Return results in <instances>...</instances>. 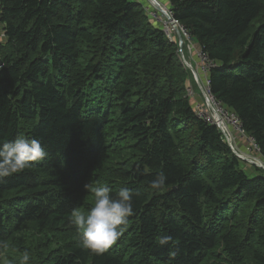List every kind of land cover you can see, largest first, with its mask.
Listing matches in <instances>:
<instances>
[{"label": "trees", "instance_id": "16d2710c", "mask_svg": "<svg viewBox=\"0 0 264 264\" xmlns=\"http://www.w3.org/2000/svg\"><path fill=\"white\" fill-rule=\"evenodd\" d=\"M163 1L212 64L210 94L264 159V0ZM0 23V144L36 138L47 152L0 179V256L13 246L33 264H243L248 254L264 264V176L248 175L218 128L197 117L177 44L141 5L0 0ZM105 83L110 109L119 104L113 120L87 110ZM120 138L127 149L100 184L112 195L130 188L134 214L97 254L70 216L91 206L84 186ZM160 175L164 187L152 190ZM30 232L46 236L35 251L19 240Z\"/></svg>", "mask_w": 264, "mask_h": 264}, {"label": "clouds", "instance_id": "9594fccd", "mask_svg": "<svg viewBox=\"0 0 264 264\" xmlns=\"http://www.w3.org/2000/svg\"><path fill=\"white\" fill-rule=\"evenodd\" d=\"M47 155L42 142L36 138L18 136L15 140L0 144V179L22 172L32 162ZM166 183L163 175L149 185L152 190H161ZM85 190L92 194L91 206L87 210L73 209L70 223L79 234L80 244L93 253H103L120 237L127 224V218L134 214L133 191L122 187L112 195V189L104 184H86ZM171 238H160L166 244ZM30 253L21 254L19 264H29Z\"/></svg>", "mask_w": 264, "mask_h": 264}, {"label": "rangeland", "instance_id": "374dc122", "mask_svg": "<svg viewBox=\"0 0 264 264\" xmlns=\"http://www.w3.org/2000/svg\"><path fill=\"white\" fill-rule=\"evenodd\" d=\"M132 1H136L139 5H141L143 13L146 16L147 20L153 21L154 19L156 22L161 23V25L164 27L163 24H164V21H166L164 19V16L158 13L146 0H132ZM162 4L166 8L164 1L162 2ZM174 37L176 40H178L176 36ZM5 40L6 39L3 33V25L0 23V47H3L5 45ZM185 42L187 46L186 45L183 46L182 54L181 53L179 54V58L183 66L187 69V71L191 75V80H190L191 82H189L188 88H187L188 89L187 96L190 100L193 101V99H196V101L199 102L200 97H202L201 90L198 87L197 83L195 82L191 70L187 66L184 65V61H186L192 64L191 65L192 68H198V66H196V62L199 63V60L198 58L195 59V54L197 53L198 48L196 44L191 45V43H189L187 40H185ZM87 57L88 56H84V53H82V60L80 61V63H82L83 61H86ZM200 80L201 79H199V82ZM109 87H110V84L108 83H105L104 85L100 86V88H102L103 91H100V89L97 90L96 98L94 99L90 98V101H93V102L90 104L89 109L87 110L91 112H100V113H106V114L107 112H109L110 113L109 119L113 120V117H115V115L117 114L119 110V104H116L117 106L110 109L109 103H110L111 95H110V92H108ZM191 92L193 93V96L191 95ZM198 102H195V103H198ZM195 103L193 102V104ZM105 129H104V134H105V139L107 141V144L112 145V143L116 141L118 138L114 136L113 134L114 132L111 130L110 125H107ZM233 131H231L230 133V137H231V148L230 149L242 155L246 153V150H247L246 147L249 146V142L245 138H243L239 133H235L236 131L235 132ZM118 143L120 144L119 150L118 151L111 150L108 153H106V160L103 161L99 165V167L92 173V175L88 179L87 184L88 183L90 184L100 183L101 180L103 179V176L106 175L105 171L108 169L109 163H115L116 161L118 162L119 155L125 153L127 149L126 148L127 146H125L126 143L121 138L118 140ZM250 154L251 155H248L246 158L248 159V161L250 160L252 162L243 161L244 163H242L241 165L242 168L245 170V172L248 175H253L255 172V174L257 175L264 176V159L263 158L260 159L258 154L253 153L252 151H250ZM252 159L254 160V162ZM255 161L259 162L260 165L258 166L255 163ZM86 197L87 199H90L89 201H92V194L87 190H86ZM20 238L25 240L23 243V246L30 247V250L32 251H35V247H39V248L42 247L40 246V244L46 240V236L37 235L32 232L27 233V234H19V240ZM44 243H46V241ZM252 246H253V249H258V250L261 249V247L257 244L256 240L252 242ZM49 247L51 249L57 248L56 244H53ZM20 259H21V253H19L13 246H8L3 252V254L0 256V264H19ZM29 264H33V257L30 259ZM243 264H253V261L250 259L249 254Z\"/></svg>", "mask_w": 264, "mask_h": 264}, {"label": "built area", "instance_id": "2783aa9c", "mask_svg": "<svg viewBox=\"0 0 264 264\" xmlns=\"http://www.w3.org/2000/svg\"><path fill=\"white\" fill-rule=\"evenodd\" d=\"M161 6H162V4H161ZM164 9H167V8H164ZM157 12L160 13L159 11H157ZM167 12H168L169 16L172 17L168 10H167ZM164 19L166 20V21H164V24H163L164 27L161 25V23H159V24L161 25L162 31L164 32L165 36L171 42H174L177 44L179 54L180 53L182 54L183 46L184 45L187 46L185 40H187L189 43H191V45L195 44L194 41L190 38L189 34L185 30H183L175 20H173L172 22L178 26V31H179V34L181 37V41L176 40L174 37V36H176V33L172 29L171 22L165 17H164ZM153 21H155V20L153 19ZM197 58L199 60V63L196 62V66H198V68H192V66H191L192 64L184 61L185 66L188 65L191 67V72L193 74L194 80L197 83V85L200 88L201 93H202V97H200L199 102L196 101V99H193L194 103L198 102V103L194 104V110H195L197 117L200 118L201 120H203L204 122L208 123V124H212V125L216 126L218 128L219 132L222 134L225 141L227 142V144L230 146V148H231L230 133L233 130L236 131V132L235 131H233V132L239 133L243 138H245L249 142V146L246 147L247 148L246 153H244L242 155L238 154L237 152H235L231 149L238 159H240V160L241 159H247L246 157L248 155H251L250 151L258 154V148L256 147L254 141L250 137L244 135L242 128H241V125H240V122L237 119V117L233 113H231L229 110L224 108L222 105H220L218 102H216L215 99L210 94L208 73H209V69L211 68L212 64L207 60L205 55H203L199 52V50L195 54V59H197ZM199 79H201L200 82H199ZM191 95L193 96L192 92H191ZM236 149H237V147H236ZM250 162H252V161H250ZM253 162H254V160H253Z\"/></svg>", "mask_w": 264, "mask_h": 264}, {"label": "water", "instance_id": "95a60500", "mask_svg": "<svg viewBox=\"0 0 264 264\" xmlns=\"http://www.w3.org/2000/svg\"><path fill=\"white\" fill-rule=\"evenodd\" d=\"M146 1L154 9H156L157 11H159L165 18H167L171 22L172 29L175 31L178 40L181 41V37H180L179 31H178V26L172 22L174 19H173V17H170L169 16V14L167 12V9H164L165 8L164 5L162 3H160V2H158V0H146ZM161 4H162V6H161ZM0 65H1V63H0ZM186 66L191 70V67L190 66H188V65H186ZM241 160L242 161H248L246 159H241Z\"/></svg>", "mask_w": 264, "mask_h": 264}, {"label": "bare ground", "instance_id": "6f19581e", "mask_svg": "<svg viewBox=\"0 0 264 264\" xmlns=\"http://www.w3.org/2000/svg\"><path fill=\"white\" fill-rule=\"evenodd\" d=\"M118 90V89H117ZM108 96V95H107ZM98 97V96H97ZM118 98V97H117ZM125 98V97H124ZM113 104V103H112ZM260 158V157H259ZM261 159V158H260ZM261 161V160H260ZM255 163L259 166L260 165V163L259 162H256L255 161ZM225 197V196H224ZM244 202V201H243ZM238 207V206H237ZM213 209V208H212ZM238 209V208H237ZM226 210V209H225ZM238 211V210H237ZM229 213V212H228ZM236 215V214H235ZM232 224V223H231Z\"/></svg>", "mask_w": 264, "mask_h": 264}, {"label": "crops", "instance_id": "0c3cea01", "mask_svg": "<svg viewBox=\"0 0 264 264\" xmlns=\"http://www.w3.org/2000/svg\"><path fill=\"white\" fill-rule=\"evenodd\" d=\"M197 46V45H196ZM197 48H198V46H197ZM242 149V148H241Z\"/></svg>", "mask_w": 264, "mask_h": 264}]
</instances>
